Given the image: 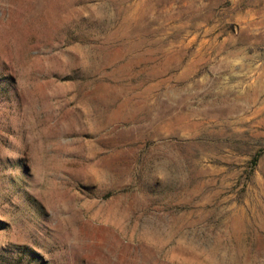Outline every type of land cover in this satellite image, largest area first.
Returning <instances> with one entry per match:
<instances>
[{"label":"rangeland","instance_id":"rangeland-1","mask_svg":"<svg viewBox=\"0 0 264 264\" xmlns=\"http://www.w3.org/2000/svg\"><path fill=\"white\" fill-rule=\"evenodd\" d=\"M0 264H264V0H0Z\"/></svg>","mask_w":264,"mask_h":264}]
</instances>
